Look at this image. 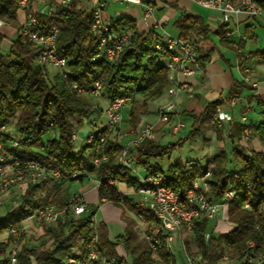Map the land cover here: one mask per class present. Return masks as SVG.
<instances>
[{"label": "trees", "instance_id": "1", "mask_svg": "<svg viewBox=\"0 0 264 264\" xmlns=\"http://www.w3.org/2000/svg\"><path fill=\"white\" fill-rule=\"evenodd\" d=\"M258 2L264 9V0ZM30 7L29 17L32 15ZM19 8L18 0H0V20L21 27ZM92 24L91 10L74 4L57 5L54 11L37 14L34 28L48 32L53 25L59 27L57 53L65 57L66 67L58 69L52 77L48 65L36 63L39 48L29 42L23 43L18 34L12 39L10 52L0 53V142L4 146L0 153L6 158L14 156L21 163L36 162L62 173L58 179L26 183L24 191L12 202V209L0 216V236L7 234L8 238L7 243L0 244V264L8 263L13 245L17 248L18 264H74L70 261L72 257L87 262L93 231L97 234L100 253L93 264H177L175 254L166 244L153 251L149 241L140 237L135 220L126 215L125 233L114 240L110 239L104 222L94 229L98 205H88L79 215L69 211L64 220L61 218L44 229L39 245L30 244L26 240L28 230L19 226L22 219L32 216L39 208L69 206L76 193L73 183L84 179L76 175L95 173L99 178L100 199L105 198L135 215H144L148 222L146 230L153 232L156 219L152 211L141 206L133 194L121 191L116 182L137 190L148 175L159 174L163 184L183 194L207 169V164L182 158L162 168L164 159L183 146L189 135L167 143L146 138L125 147L118 142V129L110 130L105 125L96 132L91 143H77L74 135L81 136L86 126H92L89 118L95 108L100 115L104 112L103 105L93 100L90 93L95 81L102 83L104 100L122 95L131 97V126L139 121L135 111L158 99L169 85L168 69L158 63L159 54L153 47L151 32L141 34L129 17L113 18L111 27L116 32L128 28L132 37L110 60L104 55L97 57L98 41ZM175 24L181 31L180 38L195 45L197 60L208 61L214 48L202 44L210 39L211 30L204 18L183 13ZM246 33L252 37L249 28ZM0 37L3 36L0 34ZM240 45L243 46V42ZM240 87L235 84L225 97L210 102L200 116L191 114L194 122L190 136L207 127L217 106L236 98ZM10 125L12 130L7 129ZM258 128L264 131V123ZM89 134L84 137L86 141ZM244 136L240 122L233 123L227 136L220 133L219 139H226L231 147L229 150L222 148L213 157L209 179L211 200L227 203L230 219L237 226L220 233L213 229L209 220L201 219L196 221L191 236L184 239L188 252L203 254L210 264H221L225 253L264 255V152L242 146L239 141ZM13 139L18 141L17 148H11ZM122 154L128 162L120 159ZM96 157L100 158L98 164L93 162ZM140 170L145 172V177H139ZM227 191L233 195L228 196ZM246 203L250 205L248 208ZM13 227L19 228L17 234L11 232ZM119 245L125 248L126 256L117 251Z\"/></svg>", "mask_w": 264, "mask_h": 264}, {"label": "crops", "instance_id": "2", "mask_svg": "<svg viewBox=\"0 0 264 264\" xmlns=\"http://www.w3.org/2000/svg\"><path fill=\"white\" fill-rule=\"evenodd\" d=\"M29 1L31 2H28L27 6H20L18 10L19 25L24 24L29 19V16H27L29 5H31V13L36 15L54 11L57 5H66L62 0ZM232 1L237 3L239 0ZM68 4H74L77 7L90 10L87 0H71ZM196 6L204 9L206 11L205 14H202ZM183 13L201 15L204 18L211 30L210 39L202 44L207 48L213 47L214 51L208 61L205 63L200 62V68L193 75L186 76L182 73H175L177 80L186 82V86L180 88L175 95H169L167 89H165L158 99L149 101L146 106L138 108L135 111V116L138 117L139 121L135 127L145 123L155 125L158 129L157 140L163 143L175 142L186 138L187 135H189L188 140L200 138L199 141L209 147L204 166L212 161L213 157L222 148L230 149L231 145H229V142L226 139L224 141V138L219 139V135L221 133L225 137L231 133L234 122H240L244 127L245 136L239 141L240 144L245 148L264 152V141L262 139L264 131L258 128L260 124L264 123V54H260L264 52V49L251 47L259 38L255 32L256 26L259 24L264 25V12L262 17H252L244 13L230 14L228 20L221 24L223 16L220 11L204 8L190 0H141L140 3L130 4L108 0L103 10V16L110 25L113 18L126 16L135 21V26L141 34L156 33L160 38L167 36L180 37L181 31L176 27L175 22L179 15ZM17 26L12 23L0 26V34L3 36L2 38L0 37V52L3 54H8L11 50L12 39L16 35ZM225 28L229 29V35L225 34ZM246 28H249L252 37L246 33ZM240 42H243V46L240 45ZM246 66L251 67V70L256 73V78H253L251 82L246 80ZM254 82H257L256 86L253 84ZM235 84L241 85L239 93L234 98L236 103L231 105L230 101L225 100L217 106L228 109L233 116L229 125V132L217 131L216 137H211L208 134L209 130L212 129L210 122L207 127L197 131L195 136H190L189 133L194 122L191 114L200 116L210 102L225 97ZM102 100L107 105L108 101ZM168 100L174 103L175 110L170 114V121L162 123L159 120V109ZM103 102L101 101L102 105ZM104 105L103 108L105 110ZM131 106L132 99L129 105L123 109L124 118H128V120L131 116ZM104 115L103 113L99 117L102 123L105 121ZM244 115L246 116L245 122L242 120ZM177 121H182L184 127L175 132L174 126ZM123 127L125 132L129 131V129L133 130L131 125ZM99 128H102V126ZM202 133L204 135H201ZM81 136L84 138L87 135ZM128 137V141H122V145L125 147L132 145L129 141H131L130 138H133V136L128 135ZM139 173V177H145V172L140 170ZM91 174L96 175L95 173ZM83 178L86 179L84 182V179L76 180L73 186L77 182L83 183L78 193L87 205H98L94 229L98 227L100 222H104L107 225L110 239L114 240L125 233L127 226L125 215L135 220L139 232V227L147 229L148 222L144 215L145 221H141L139 216L135 215L131 210L120 208L109 200H101L98 194L99 181L97 178L94 176ZM115 185L124 193L133 194L140 205L144 201V196L138 193L137 190L127 188L124 184L117 182ZM210 223L216 232L227 233V226L223 220H220L215 225L211 221ZM181 242V240H178L175 243V251L179 249L183 255ZM117 251L121 255L126 256L127 252L122 245L117 247Z\"/></svg>", "mask_w": 264, "mask_h": 264}, {"label": "built area", "instance_id": "3", "mask_svg": "<svg viewBox=\"0 0 264 264\" xmlns=\"http://www.w3.org/2000/svg\"><path fill=\"white\" fill-rule=\"evenodd\" d=\"M71 0H62L63 3H68ZM125 3H140L141 0H115ZM199 6L204 8L220 11L222 13L221 24L228 20L230 14H240L244 13L252 16L253 7H249V0H239L234 3L232 0H190ZM28 1H22L19 6H27ZM93 16V33L102 34V45L99 48V53L97 56H106L108 59H113L112 47L114 45H120V39H127V44L129 43L132 32L128 28H122L118 32L114 33H104V26H96V19H105L103 16V10L108 2V0H87ZM37 19L36 14L30 15L28 21H26L21 27L17 28L16 33L19 35V30H27L30 37L34 41L35 47L39 48V53L36 57V63L41 59V48L40 43H37L35 20ZM5 23L2 21L0 26ZM109 24L105 20V25ZM59 27L55 25V30L53 33H47V37L50 38V45L53 46V56L56 58V64H61V69L66 67L65 57L60 56L55 52V34H58ZM153 43H155V49L160 52L161 59H169V63L173 65V78L171 80V86H168L167 93L169 95H175L180 88L179 80L175 78V73H182L186 76H191L194 72L200 68V62L197 60L198 52L190 51V41L182 40L179 36H167L165 38H160L156 33H152ZM225 34L229 35V29L225 28ZM157 39H165L168 42H172L175 47L174 56H167L164 51L157 48ZM241 52L240 49H238ZM2 53V52H0ZM175 57H182L183 60H189V69H181V67H175ZM247 75L246 80L251 82L253 78H256V73L253 72L251 67H245ZM255 86L257 82L253 83ZM94 97L102 98V88L98 86L96 88V94ZM131 99H121L114 98L109 100L105 108V113L107 116L106 127L111 130V123H120L122 119V111L130 103ZM236 103L235 99L230 101L231 105ZM96 110V109H95ZM174 103L171 100L166 101L159 109V120L162 123H168L170 121V114L174 111ZM233 116L228 111V109L221 106L217 107V111L211 120L212 129L209 130V135L211 137H216L217 131H222L228 133L230 130V122ZM246 121V116H245ZM184 127V123L179 121L177 126H174V131L177 132ZM5 129V126H2ZM135 139L132 141L133 145L140 142V134L148 133V139H153L156 137L157 131H151V123H147V128H144V132H135ZM76 135H74L75 137ZM79 139H81L78 136ZM262 139L264 141V133L262 134ZM81 141V140H80ZM79 142V141H78ZM11 143H18L16 139H13ZM4 149L3 144L0 142V152ZM0 157H5L3 153H0ZM123 162H128V160L121 156L120 158ZM126 159V160H125ZM7 161V162H6ZM94 164H98V157L94 159ZM213 163L210 161L207 164V169L204 174L197 177L193 182V185L183 194L177 193L174 189L163 184L159 174L148 175L143 179V186L137 189L138 193L144 196V201L141 205L152 211L156 222L153 225V232H148L145 228L139 227L142 237L149 241L153 251L159 250L163 244H166L167 249L171 252H175V243L181 240L183 257L185 264H210L208 260L201 253H190L187 251L184 240H182V233H192L195 227L196 221L201 219H207L211 221L214 225L223 220L227 226V231L229 232L234 229L237 225L230 219L228 213V204L225 202H215L211 200L209 196L210 183L209 179L212 175ZM9 167H13L14 171L17 173L14 178H5L2 182L1 192L10 194L12 193L14 186L22 181L25 177L30 179L32 182L42 183L47 179H58L62 173L58 169L46 168L36 162H25L21 163L19 159L13 157L6 158L5 161H0V175L1 173ZM16 167H23L22 169ZM26 172V175L24 174ZM76 176L90 177L94 176L99 181L98 176L91 173H81ZM0 176V180H1ZM2 193V195H3ZM228 196H232L231 191H227ZM0 196L2 198L3 196ZM102 200H106L103 198ZM249 203L245 204V207H249ZM88 208L87 203L83 200L79 193H74L70 199L69 206L60 208L57 206H45L36 210V212L25 219H22L19 226L25 228L30 221H36L40 223L44 228L51 227L56 224L59 219H64L69 211L74 214L79 215L85 212ZM141 221H145L143 215L139 216ZM95 220V216H94ZM19 228L13 227L11 232L13 234L18 233ZM97 234L95 231L91 234V240L88 244V258L87 262H81L75 258H70V261L74 264H93L94 261L100 258V253L96 245ZM8 239H2L1 243H7ZM252 245V243H250ZM264 260V255H255L254 252H244V255H239V253L229 254L225 253L221 258V264H262ZM7 264H18L17 258V248L13 245L9 252V261Z\"/></svg>", "mask_w": 264, "mask_h": 264}, {"label": "rangeland", "instance_id": "4", "mask_svg": "<svg viewBox=\"0 0 264 264\" xmlns=\"http://www.w3.org/2000/svg\"><path fill=\"white\" fill-rule=\"evenodd\" d=\"M196 8L202 14H205L206 11L204 9L199 8L197 6H196ZM3 22L5 24H10L9 22L8 23L5 22V21H3ZM259 25L256 26V31H255L258 34V36H259L258 41H256L254 44L251 45V47L254 48V49H264V25L263 24H259ZM46 65H48V69L50 71V77L54 76L57 73L58 68L53 63H47ZM91 96H92V99L95 100L98 104H101V101L103 102L102 99H104V98L94 97L92 93H91ZM104 104H105V102H103V105ZM94 105H96V104H94ZM104 106L106 108L107 105L105 104ZM94 111H95L94 114L89 118V121L91 122L92 126H90V125L86 126V128L81 132V134L83 136L84 135H87L88 136L89 133L90 134L91 133H96L100 129L99 128L100 126L103 127V126L107 125V116H106L105 110L103 112L105 114L104 115L105 121L103 123L100 122V118H99L100 117V112H98L97 109L94 110ZM123 112L124 111H122V115H121L122 116V119H121V122L117 126V129H118V131H117L118 133L116 134L117 135V139L121 138L123 142L125 140L128 141L129 140L128 135H130V136L132 135L133 138L132 137L130 138L131 141H129V143H132L133 144L132 141L135 139V134L133 133V130H134L135 126H132L131 127V129H133V130H130L129 129V131H127V132L123 131L124 130V127L123 126H130V122H129L128 118L127 119L124 118L125 116H124ZM126 122L127 123L129 122V124H127ZM7 129L12 130V125H10L9 127L7 126ZM75 135L76 136L74 137V139L77 141V143L79 145H82L85 142H88V141L85 140V138H82V136H79L78 134H75ZM201 135H204V133H202ZM78 136L81 139H79ZM157 136H158V131H157L156 137L153 138V139H157ZM199 140H200V138H197V140H188L182 148L174 151L172 154H170L169 157H166L164 159V161L161 163L162 168H165L168 165V163H170V162H175V160H177V158H180V157H182L184 160H191V159H193V160L200 161L202 163V165H203L204 162L206 161L207 154L209 153V147L207 145L201 143ZM122 155H120V158H121ZM16 174L17 173L14 171L13 167L6 168L1 173L0 176H1L2 179L0 180V196L3 193V192H1V187H2L1 184H2L3 180L5 178H7V179L8 178H14L16 176ZM24 174L26 175V172H24ZM85 180L86 179H84L83 182ZM29 181H31V180L28 179L27 177H25L24 179H22V181L18 182L14 186V189H13L12 193H10V194L3 193V195H2L3 197L0 198V216L5 215L6 212H8L9 210L12 209V207H13L12 202H14V199H15L16 195H18L19 193H22V191H24L25 184L28 183ZM82 185H83V183H80V182H77L76 184H74V186H73L74 191L76 193H78L79 192V188ZM71 213H73V212L71 211ZM45 228L42 225H40V223H37L36 221L35 222L34 221H30L27 224V226L25 227V229L28 230V235L26 236L27 237L26 240H28L29 243L32 244V245H39L41 243V241H43V239L41 238V236L43 235V231H44ZM121 230H122V228H121ZM139 233H140V235L142 237V233L141 232H139ZM114 234H116V233H114ZM191 234L192 233H185V232H183L182 233V239L184 240L185 238L190 237ZM2 239H6L7 240L8 239L7 238V234H4L3 236H0V241ZM175 257H176L177 264H185L181 250L177 249L175 251Z\"/></svg>", "mask_w": 264, "mask_h": 264}, {"label": "bare ground", "instance_id": "5", "mask_svg": "<svg viewBox=\"0 0 264 264\" xmlns=\"http://www.w3.org/2000/svg\"><path fill=\"white\" fill-rule=\"evenodd\" d=\"M22 1H28V0H18V5L21 4ZM249 7H253L254 11H252V17H261L264 9L261 6V4L258 2V0H249ZM2 20H0L1 24ZM37 23V19L35 20V25ZM96 26H104V33H114L116 32L110 24L105 25V19H96ZM93 28V24H92ZM55 30V25L51 27V29L48 32L42 31L40 29L36 28V36H37V43H40L43 48H41V59L37 61L38 64H47V63H53L58 69H61V64H56V58L52 57L53 56V46L50 45V38L47 37V33H53ZM19 35L21 37V41L23 43H31L34 47V41L29 35V32L27 30H19ZM97 37L98 41V52L99 53V48L102 45V34H95ZM56 39H57V34H55V52L57 53V44H56ZM127 45V39H120V45H114L112 47V55L113 57L115 54L120 51L124 46ZM153 47L155 48V43H153ZM157 48L161 51H164V53L167 54V56H174L175 54V47L172 42H168L165 39H157ZM190 51H197L195 48V45L193 44L192 41H190ZM58 54V53H57ZM158 63L161 65L165 66L168 69V76H169V85L171 86V80L173 78V65L172 63H169V59H161L160 60V52H158ZM97 57H102V56H97ZM175 67H181V69H189V60H183L182 57H175ZM102 88V83L100 81H95L93 86L91 87V93L96 94V88ZM186 82L184 81H179V87H185ZM168 89V87H167ZM115 98H121V99H131L130 96L128 95H122L118 96ZM243 122H245V115L242 117ZM179 124V121L176 122L175 126ZM119 123H111V130L112 129H117V126ZM144 128H147V123L145 124H140L135 127V132H144ZM151 131H157V128L155 125L151 124ZM96 133H91L89 134L88 137V142L91 143L93 138L95 137ZM148 139V133H141L140 134V141L144 139ZM118 142L122 143V139L119 138ZM18 143H11V148H17ZM133 145V144H132ZM125 157V154L122 155ZM13 158L17 159L16 157L12 156ZM103 158H106L104 156ZM98 157V161H99ZM0 161H5V157H0Z\"/></svg>", "mask_w": 264, "mask_h": 264}]
</instances>
